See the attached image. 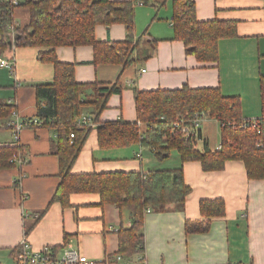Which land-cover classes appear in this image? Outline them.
Returning <instances> with one entry per match:
<instances>
[{"label":"crops","instance_id":"crops-1","mask_svg":"<svg viewBox=\"0 0 264 264\" xmlns=\"http://www.w3.org/2000/svg\"><path fill=\"white\" fill-rule=\"evenodd\" d=\"M156 1L161 3L159 7L138 4L135 8L134 38L142 35V49L155 43L154 53L143 62L135 60L122 69L116 64L92 63L91 46L56 49L60 61L75 63L78 83L94 81L108 87L116 82L121 86L119 93L109 96L98 122L136 121V87L165 90L184 85L217 87L221 95L240 98L244 119L260 117L264 0H193L199 21H231L236 26L234 37L218 40V60L207 63L186 54L183 42L173 39L172 0ZM14 18L18 24L27 23V9L14 10ZM94 30L101 42L121 41L127 35L123 23L96 25ZM40 50L12 48L9 58L14 60L13 70L0 67V103L13 104L21 118L36 114L34 86L50 83L54 77L52 63L38 60ZM91 110L86 108L82 114L90 115ZM2 122L0 119V145L23 146L26 162L0 170V259L9 262L24 245L33 250L59 245L61 251L71 244L89 259L88 264H107L118 251L119 229L131 225L128 209L102 204L97 192L71 193L65 207L56 201L51 203L60 181L59 159L52 151L56 130L41 125L24 127L15 144L12 132L1 127ZM99 123L92 122V130L71 166L72 173L153 172L182 167L185 182L191 187L182 209L144 212L142 254L147 264H264V182L249 180L241 160H229L222 170L206 172L197 160L182 163L176 150L160 161L139 143L102 149L97 142ZM139 126L144 129L145 125ZM197 127L201 135L196 140L198 148L218 150L221 140L217 120L202 117ZM17 179L19 184L15 185ZM210 199L224 200L225 214L212 217L209 230L187 233L185 221L202 219L199 203Z\"/></svg>","mask_w":264,"mask_h":264},{"label":"trees","instance_id":"trees-1","mask_svg":"<svg viewBox=\"0 0 264 264\" xmlns=\"http://www.w3.org/2000/svg\"><path fill=\"white\" fill-rule=\"evenodd\" d=\"M17 1L18 6L12 0H0V55L11 56L12 48L37 47L43 49L38 52V60L53 65V80L34 86L37 102L34 117H38L42 127L56 130L57 136L52 151L59 159L60 181L50 202L56 201L65 207L69 205L71 193L97 192L102 204L112 203L120 209L127 208L131 214V225L119 229L116 253L124 257L122 263H127L128 259H133L144 250V212L182 209L191 187L185 182L182 167L153 172L75 174L70 171L92 130L89 125H78L81 114L84 109L91 108L93 121L99 123V114L107 107L109 96L119 93L121 86L116 82L108 87H100L94 81L78 83L75 80V63L60 61L56 49L91 46L92 63L116 64L122 69L135 60L143 62L154 53L155 43L150 44L152 48L142 49L139 43L142 35L137 40L134 38L135 8L138 4L159 7L161 3L156 0ZM20 7L28 11L27 23H16L14 10ZM172 13L173 39L183 42L185 53L194 55L199 62H216L218 40L236 35L235 22L214 19L199 21L193 0H172ZM113 23L125 25V39L98 41L95 26ZM10 32L13 33L12 37L9 36ZM259 82L261 115L251 120L242 117L239 97L221 95L217 87L190 88L184 85L165 90H140L136 87L133 99L137 120L100 122L96 126L97 142L102 149L139 143L152 150L160 161L166 159L171 150H176L182 163L197 160L206 172L222 170L229 160H241L249 180L264 182V76H260ZM13 109V104L0 103L1 127L4 128ZM202 117L216 119L219 123L221 145L216 151L198 148L196 140L201 137L199 130L190 135L183 131V126L193 127L194 119ZM142 123L144 129L139 126ZM71 133L73 137H70ZM17 154L24 157L23 146L0 145V170L13 167L15 162L11 159ZM18 184L19 179L15 181V185ZM224 210L222 199L201 200L199 211L202 219L186 220V232L209 230L211 218L223 216ZM58 247H51L52 251H57ZM115 255L107 260V264L117 263Z\"/></svg>","mask_w":264,"mask_h":264},{"label":"built area","instance_id":"built-area-1","mask_svg":"<svg viewBox=\"0 0 264 264\" xmlns=\"http://www.w3.org/2000/svg\"><path fill=\"white\" fill-rule=\"evenodd\" d=\"M12 3L16 6L19 5L17 0H12ZM11 29V28H10ZM9 36H13V33L10 32ZM14 60L9 57H4L0 55V67H8L13 70ZM145 72L144 69L140 70ZM93 119L91 115L81 114L80 119L78 120V125L86 124L92 126ZM198 118L194 119L193 127L186 125L183 126V131L186 135L194 134L197 130ZM40 125L38 117L33 118H21L18 115L16 109H13L9 115L8 120L4 124V128L12 132L13 142L16 144L19 141V134L24 127H37ZM70 137H73V134H70ZM220 149V146L219 148ZM11 160L17 162L20 165H24L26 162L25 158H21L20 154L14 156ZM147 212H149L147 210ZM20 251H17L10 257L8 263H3L0 261V264H88L89 259L83 255L78 249L73 247L71 244H66L61 251H52L51 247H43L41 250L29 249L25 247ZM124 257L120 255H115V261L117 263H122ZM124 264H147L146 257L143 256L142 252L137 253L133 259H128L127 263Z\"/></svg>","mask_w":264,"mask_h":264},{"label":"rangeland","instance_id":"rangeland-1","mask_svg":"<svg viewBox=\"0 0 264 264\" xmlns=\"http://www.w3.org/2000/svg\"><path fill=\"white\" fill-rule=\"evenodd\" d=\"M10 34V33H9ZM3 263H7L8 262V260L7 259H5V258H2V259H0Z\"/></svg>","mask_w":264,"mask_h":264},{"label":"water","instance_id":"water-1","mask_svg":"<svg viewBox=\"0 0 264 264\" xmlns=\"http://www.w3.org/2000/svg\"><path fill=\"white\" fill-rule=\"evenodd\" d=\"M8 43H9V45L11 46V41H9Z\"/></svg>","mask_w":264,"mask_h":264}]
</instances>
